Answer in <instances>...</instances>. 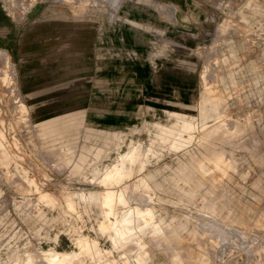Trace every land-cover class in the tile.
Returning a JSON list of instances; mask_svg holds the SVG:
<instances>
[{
	"label": "rangeland",
	"instance_id": "1",
	"mask_svg": "<svg viewBox=\"0 0 264 264\" xmlns=\"http://www.w3.org/2000/svg\"><path fill=\"white\" fill-rule=\"evenodd\" d=\"M52 248L264 264V0H0V264Z\"/></svg>",
	"mask_w": 264,
	"mask_h": 264
},
{
	"label": "bare ground",
	"instance_id": "2",
	"mask_svg": "<svg viewBox=\"0 0 264 264\" xmlns=\"http://www.w3.org/2000/svg\"><path fill=\"white\" fill-rule=\"evenodd\" d=\"M133 153V152H132ZM129 153L128 152H123L121 155H120V159L118 161H116L112 166L111 168L109 169V171L106 173V178L108 177H112V176H115V175H118L120 174L124 167H125V164L127 162V160L130 158L129 156ZM141 155V154H139ZM132 159V158H131ZM139 159L138 155H137V158L135 160L132 159L131 162L132 163H135L137 160ZM141 182V181H140ZM119 202V201H118ZM106 203L111 207H109V211L108 213H111L112 212V205L114 203V197L113 196H110L108 199H106ZM138 207V206H137ZM143 209V208H142ZM153 209V208H151ZM144 210V209H143ZM124 214L121 216H119L120 220L119 219H115V221H113V224H112V228H113V232L114 234L111 236L113 237L114 239V242L115 244H118L120 243V239L123 238V236H125L124 234V230H123V226L126 225V226H130L132 224H134V222L136 220H140L142 219L143 217V214L142 213H138L137 215V218H133L132 216V211L131 210H125V212H123ZM107 215V214H106ZM152 215V214H151ZM137 225V224H136ZM117 245V246H118ZM90 248H89V245L86 246V248H84L83 250L85 251H88ZM250 253V252H249ZM79 255L76 254V253H69V254H62V253H58L57 251L55 250H50L48 251L46 254H45V257L47 258L48 260V263L49 264H64L65 262L67 263H70V264H73V262L76 260V258H79L78 257ZM17 259V257L14 256V259ZM21 259H19V261H17V263L20 262ZM28 264H34V260H33V257H29L28 259ZM37 260V259H36ZM16 261V260H15ZM21 263H22V260H21ZM107 264H110V262H106ZM142 263V262H141ZM27 264V263H26ZM145 264V263H143Z\"/></svg>",
	"mask_w": 264,
	"mask_h": 264
},
{
	"label": "crops",
	"instance_id": "3",
	"mask_svg": "<svg viewBox=\"0 0 264 264\" xmlns=\"http://www.w3.org/2000/svg\"><path fill=\"white\" fill-rule=\"evenodd\" d=\"M204 96H205V99L207 98V96H209V97H211V96H213V97H216L215 99L216 100H210L209 102H210V104L207 102V100L204 102V106H203V114H207L211 109H213V106L214 105H216V103H217V98L219 97L218 95H216V90H215V94H213V95H211V94H208L207 93V91L206 90H204ZM79 117L77 116V117H72L69 121H64V122H66V124L63 126V128L64 127H71V126H73V125H75V124H77V119H78ZM80 119V118H79ZM68 123V124H67ZM152 126H154L153 124H152ZM120 134H121V131H118L117 132V135L120 137ZM122 148V147H121ZM120 150V149H119ZM117 158L115 159V161L112 163V164H110V165H108L104 170H100L99 168H94L93 169V173H94V175L96 176V177H99L100 179L102 178V177H104V175H105V173L108 171V169H110L111 168V166L116 162V161H118L119 159H120V153H119V151H118V149H117ZM222 154V152L221 151H215L214 152V155H216V157L218 156V155H221ZM201 164V163H200ZM201 165H203V164H201ZM231 167H233L234 165H235V162H234V160H232V162H231ZM137 169L140 171V165L137 167ZM104 188H107V187H104ZM108 189V188H107ZM106 192H107V190H106ZM106 194V193H105ZM104 199V198H103ZM102 204H103V201H102ZM101 204V205H102ZM136 206V205H135ZM142 207V206H141ZM179 236V235H178ZM53 249V248H52ZM54 250H56V251H58V252H61V251H59V250H57V249H54ZM72 252H74V251H70V252H62V253H72ZM192 258H195V257H191V259Z\"/></svg>",
	"mask_w": 264,
	"mask_h": 264
}]
</instances>
